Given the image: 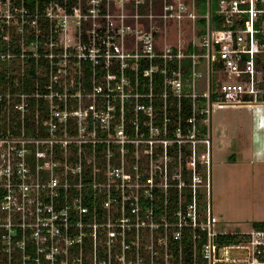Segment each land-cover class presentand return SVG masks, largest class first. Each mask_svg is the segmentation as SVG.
Wrapping results in <instances>:
<instances>
[{"label":"built area","instance_id":"obj_1","mask_svg":"<svg viewBox=\"0 0 264 264\" xmlns=\"http://www.w3.org/2000/svg\"><path fill=\"white\" fill-rule=\"evenodd\" d=\"M34 1L0 0V264H264L211 158L212 109L264 104V0Z\"/></svg>","mask_w":264,"mask_h":264},{"label":"crops","instance_id":"obj_2","mask_svg":"<svg viewBox=\"0 0 264 264\" xmlns=\"http://www.w3.org/2000/svg\"><path fill=\"white\" fill-rule=\"evenodd\" d=\"M247 108H254L257 109L258 112L260 111L258 114V132L253 133V130H251L252 124H246L243 126L232 125V138L229 141L228 161L220 162V164L224 166L223 171H226L227 178L221 177V172L218 174L217 178V181L225 180L228 183V189L233 193V195L229 193L228 198H226L229 208L226 206H224V210L221 208L220 210L222 213L219 216L223 219V215H227L230 222L235 223V226L241 231L247 230L243 227L244 224L249 223L251 228H253L255 223H264V104ZM213 143L214 139L212 131V169L214 162ZM253 149L255 153L253 152ZM220 161H222L221 158ZM243 175H247L248 178L240 179L243 186H240L239 184V186L236 187L235 180H239V176ZM248 187H250L251 196V198L249 197L248 199L251 200V202L247 203L248 206L246 204H239L235 205L236 207L232 209L231 204L242 201L239 197L246 195L245 189ZM219 189L222 191V188ZM233 196L236 198H233ZM239 208L241 210L248 209L251 213L248 216L238 215L236 210ZM225 210L227 211L226 213L224 212Z\"/></svg>","mask_w":264,"mask_h":264},{"label":"rangeland","instance_id":"obj_3","mask_svg":"<svg viewBox=\"0 0 264 264\" xmlns=\"http://www.w3.org/2000/svg\"><path fill=\"white\" fill-rule=\"evenodd\" d=\"M194 26L192 23H188V25H184L181 27V32H179V29L176 31L174 30L173 33L177 36L180 33L185 34L187 38H189L193 33ZM199 29V26H197ZM260 112V111H259ZM257 109L254 108H242V107H218L215 106L212 109L211 114V122H212V131H213V152H214V162H213V175H212V182H213V194H212V202H213V210L216 215H220L221 208L224 210L225 207H228L229 204H227L226 198H228V194L230 193L233 195L230 189H228V183L225 180H218V174H221V177L227 178L226 171L224 172V166L220 164V162L228 161L229 157V141L232 138V125L238 126V125H246V124H252L251 130H253V133L258 132V120H259V114ZM200 156L201 154H204L203 158H208V148L206 146H202L200 148ZM254 152V149H253ZM255 153V152H254ZM220 158L222 161H220ZM248 178L247 175L239 176V180H235V186L238 187L243 186L242 182H240V179H246ZM223 181V182H222ZM225 181V182H224ZM251 184V183H250ZM222 188V191L219 189ZM245 194L242 197H239L242 201L231 204V208H235V205L239 204H246L251 202L248 198L250 196V187L245 189ZM233 198H236L233 196ZM248 206V205H247ZM229 208V207H228ZM226 208V209H228ZM227 212L226 210L224 211ZM236 213L238 215L248 216L251 212L248 209H237ZM224 222L223 229L227 231H238L240 230L235 226V223L230 222V219L227 217V215H223V219H221ZM229 221V222H228ZM243 227L247 230H250L251 228L250 224H244Z\"/></svg>","mask_w":264,"mask_h":264},{"label":"trees","instance_id":"obj_4","mask_svg":"<svg viewBox=\"0 0 264 264\" xmlns=\"http://www.w3.org/2000/svg\"><path fill=\"white\" fill-rule=\"evenodd\" d=\"M211 1H212V21H213V23L214 22L218 23L219 19H218V16L216 14V11L218 9V0H211ZM208 3H209V0H196V7L202 15H206L207 12L209 11ZM28 4L33 5V4H35V1L34 0H28ZM199 24L203 28L200 32V35H204L205 34L204 28H205L207 22L205 19H201L199 21ZM259 38H260L261 42L264 43V35H259ZM258 67L261 69H264V63H258ZM27 74L29 76V81H30L32 79V76H33V70L28 69ZM186 108L187 107L185 106V109ZM184 113L186 114L187 110H184ZM254 227L255 228H263L264 223H255Z\"/></svg>","mask_w":264,"mask_h":264}]
</instances>
